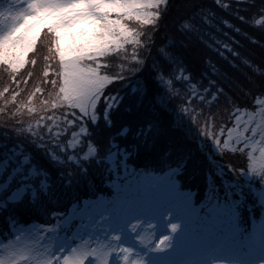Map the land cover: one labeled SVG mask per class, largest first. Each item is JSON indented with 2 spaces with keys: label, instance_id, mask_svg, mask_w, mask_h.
Here are the masks:
<instances>
[{
  "label": "trees",
  "instance_id": "1",
  "mask_svg": "<svg viewBox=\"0 0 264 264\" xmlns=\"http://www.w3.org/2000/svg\"><path fill=\"white\" fill-rule=\"evenodd\" d=\"M156 14L150 22L126 18L136 39L96 58L98 71L112 80L103 88L94 119L70 117L75 128L85 127L75 153L93 148L78 164L46 151L44 133L57 136L50 129L53 121L45 128L44 121L19 122L27 116L23 110L37 108L46 97L50 76L44 69H55L49 65L56 50L52 33L39 34L22 68L0 65V162L14 165L8 158L13 147L21 151L16 158L27 156L24 166L35 172L23 180L34 194L27 192L11 207V217L44 221L72 203L111 194L117 170L106 155L115 146L125 155L116 158L130 172L175 171L180 188L194 191L195 201L206 189L205 173L214 183H237L246 205H256V218L257 197L242 175L249 169L246 146L225 135L238 113L261 107L264 112V0H166ZM113 96L118 101L107 107L105 98ZM57 139L65 142L64 136Z\"/></svg>",
  "mask_w": 264,
  "mask_h": 264
},
{
  "label": "rangeland",
  "instance_id": "2",
  "mask_svg": "<svg viewBox=\"0 0 264 264\" xmlns=\"http://www.w3.org/2000/svg\"><path fill=\"white\" fill-rule=\"evenodd\" d=\"M165 1L0 0V65L14 71L22 68L39 34L48 30L53 36L56 50L49 65L54 63L55 69H44L50 76L47 93L42 94L46 97L37 108L23 110L27 116L19 120L37 126L44 121V128L54 122L50 129H56L57 136L44 133L48 153L59 152V159L74 164L93 154L90 146L75 153L85 127L75 128L70 117L94 119L103 88L112 80L98 71L96 58L136 39L126 18L150 22ZM105 100L109 107L118 98ZM261 109L238 113L225 135L246 146L249 169L242 175L257 197L256 218L252 213L256 205H246L245 191L237 183H214V177L205 173L206 189L195 201L194 191L180 188L175 171L130 172L128 164L116 158L118 153L125 157L123 150L114 146L106 155L117 170L111 194L72 203L44 221H19L11 217L10 209L22 203L27 192L34 194V187L23 180L35 172L24 166L28 157L16 158L21 151L11 147L8 158L14 165L0 162V264H264ZM59 136H64V143ZM18 176L21 181L13 182Z\"/></svg>",
  "mask_w": 264,
  "mask_h": 264
}]
</instances>
